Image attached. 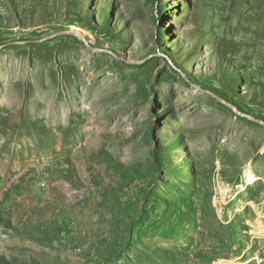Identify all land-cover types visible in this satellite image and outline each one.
<instances>
[{
    "label": "rangeland",
    "instance_id": "rangeland-1",
    "mask_svg": "<svg viewBox=\"0 0 264 264\" xmlns=\"http://www.w3.org/2000/svg\"><path fill=\"white\" fill-rule=\"evenodd\" d=\"M0 0V264H264V0Z\"/></svg>",
    "mask_w": 264,
    "mask_h": 264
},
{
    "label": "trees",
    "instance_id": "trees-1",
    "mask_svg": "<svg viewBox=\"0 0 264 264\" xmlns=\"http://www.w3.org/2000/svg\"><path fill=\"white\" fill-rule=\"evenodd\" d=\"M262 3H263V0H252V4H253L252 8L253 7L257 8V6L258 7L261 6Z\"/></svg>",
    "mask_w": 264,
    "mask_h": 264
}]
</instances>
